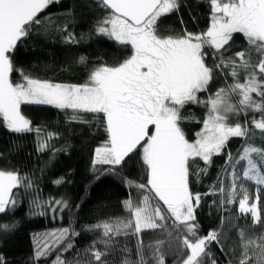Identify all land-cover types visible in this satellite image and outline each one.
<instances>
[{
	"label": "trees",
	"instance_id": "obj_1",
	"mask_svg": "<svg viewBox=\"0 0 264 264\" xmlns=\"http://www.w3.org/2000/svg\"><path fill=\"white\" fill-rule=\"evenodd\" d=\"M177 3L178 10L158 21L160 33L175 38L186 32L194 35L205 32L210 25L209 0H177ZM110 15L111 10L103 6L102 0L54 2L39 14L40 23L33 25L29 35L18 41L11 56L14 65L11 79L19 83L27 75L56 83L82 84L88 82L90 72L97 66H118L133 50L95 31L98 22ZM69 34L77 43L67 41ZM205 51L209 53L208 66L223 62V67L219 69L221 78L216 79L214 74L198 98L208 100L224 89L225 100L236 109L227 114V123L231 126L239 123L247 135L230 138L223 154L213 156L210 166L199 158L190 166V189L201 194L195 212L197 235L203 237L209 230H216L220 237L219 245L213 242L207 247L209 255L203 256V262L239 264L244 259V246L251 239L255 243L249 246V264H258V247L264 237V185H250L249 199L255 198L256 188L260 197L261 222L253 223L249 214L239 212L242 194H236V176L233 188L232 172L237 163H242L240 156L246 147L257 149L256 163L264 158V130L257 129L253 122L262 114L251 106L241 105V95L231 92V86L245 83L252 72L262 79L258 65L264 60V51L251 45L240 33L233 34L219 58L212 55L211 48ZM241 51L245 53L243 59L236 56ZM81 57L85 58L84 63L80 62ZM233 70L236 77L231 75ZM252 98L257 103L262 100L258 93H253ZM22 112L32 121L31 133H13L0 118V170L16 172L23 180L14 189L16 207L0 214V264H56L57 257L64 264H100L94 257L97 251L104 253L102 264H158L160 255L165 264H182L190 254L183 239L192 238L191 233L186 225L171 217L166 206L148 189L142 149L116 167L114 174L104 175L108 166H93L94 149L108 139L101 117L47 105H22ZM73 115L76 121L71 119ZM181 115L184 117L181 128L192 142L202 129L208 107L187 104ZM41 144L46 145L42 152L37 150ZM229 152L232 159L226 163ZM259 170L264 175V161ZM57 180L62 182L54 183ZM140 184L145 185L143 190L138 187ZM221 188L224 190L220 191ZM145 196L160 208L165 219H158L157 229L136 234L134 226L124 227L134 216L123 202L131 200L134 206H145L142 199ZM50 199L62 201L56 213L50 211L47 203ZM105 223L113 228L108 236L104 235ZM64 228L69 229V236L50 254L38 259L37 238ZM68 244L72 245L70 249Z\"/></svg>",
	"mask_w": 264,
	"mask_h": 264
},
{
	"label": "snow or ice",
	"instance_id": "obj_2",
	"mask_svg": "<svg viewBox=\"0 0 264 264\" xmlns=\"http://www.w3.org/2000/svg\"><path fill=\"white\" fill-rule=\"evenodd\" d=\"M54 2L59 0H0V118L4 125L17 134L33 132L32 121L22 112V105L26 104L53 106L101 117L108 139L94 149L93 166H108L103 174H114L116 167L136 154L137 149H142V161L148 171V189L166 206L171 217L186 225L187 232L191 233L192 238L185 236L183 239L190 254L182 264H204L203 256L209 255L207 247L213 242L219 245L220 237L216 230H209L203 237L197 235L199 225L195 212L201 194L190 189V166L197 158L210 166L213 156L223 154L230 138L247 135V130L239 123L234 126L227 123V114L236 109L226 103L224 89L209 96L208 100L198 98V93L206 91L213 79L214 69L223 67V62L208 66L206 58L209 53L205 49L211 48L212 55L219 58L232 41L233 34L240 33L251 45L264 51V0H209L210 25L206 31L197 35L186 32L175 38L162 35L158 21L178 10L177 0H102L103 6L111 9V15L99 21L95 31L120 45L130 46L133 51L129 58L118 66H97L90 72L88 82L82 84L56 83L27 75L23 76V82L14 83L11 79L14 71L12 53L18 41L29 35L33 25L40 23L39 14ZM66 39L77 43L71 34ZM236 56L243 59L245 53L241 51ZM84 61L85 58L81 57L80 62ZM258 70L262 79L252 72L245 83L233 84L231 91L239 92L241 105L251 106L262 114L253 122L257 129L264 130V60L259 63ZM231 75L236 77L237 72L233 70ZM253 93L262 98L260 103L253 100ZM187 104L208 107L202 129L192 142L181 128L184 119L181 109ZM71 119L76 121L77 117L73 115ZM45 148L46 145L41 144L37 150L42 152ZM256 151L254 147L243 149L240 160L247 158L249 169L243 172V176L264 185V175L249 176V172L257 167L249 153ZM231 159L229 152L226 163ZM232 175L235 188L234 167ZM22 183L18 173L0 170V214L16 207L14 189ZM138 187L143 190L145 185ZM259 199L257 195L256 200ZM144 200L147 201L148 197L145 196ZM47 203L51 206L50 211L56 213L62 201L50 199ZM123 203L134 216L124 227L134 226L136 234L157 229L156 217L165 219L158 206L150 209L134 206L131 200ZM238 204L241 214L250 213L253 223L261 222V211L257 203H249L247 193ZM103 230L105 236L113 232L108 223L103 224ZM68 236L69 229L64 228L37 238L36 257L47 256ZM260 239L257 261L264 264V237ZM254 243L251 239L247 241L244 259L239 264H249L247 253ZM71 247V244L67 245V248ZM103 255L99 251L94 253L100 264ZM56 264L64 262L57 257ZM158 264H165L163 255L158 257ZM212 264H215L214 260Z\"/></svg>",
	"mask_w": 264,
	"mask_h": 264
},
{
	"label": "rangeland",
	"instance_id": "obj_3",
	"mask_svg": "<svg viewBox=\"0 0 264 264\" xmlns=\"http://www.w3.org/2000/svg\"><path fill=\"white\" fill-rule=\"evenodd\" d=\"M214 74L216 76L215 77L216 79L221 78V74H220V71L219 70H214L213 77H214ZM13 82L14 83H17L15 81H13ZM226 103L231 104L233 106V104L231 102L226 101ZM256 153H258V151H256V152H250L249 153L250 157L253 159L254 162H255L254 156L257 155ZM258 156L259 155H257V158H258ZM263 161H264V158H261V159L259 158V161L257 160V163L255 162L256 165H257V167L249 172V176L261 175L260 170H259V167L261 165V162L263 163ZM235 168H236V180L238 181L236 194H242V198H243V194L244 193L249 194L251 183H255V184H257V183H256V181L254 179H249V177H244L243 176V172L249 170L248 169V164H247V158H245L242 161V163H240V164L237 163ZM257 185H259V184H257ZM258 194H259V189L256 188L255 189V198L253 200H250L249 199V203L250 204L251 203H257V205H258V201L256 200V196ZM142 199H143V202L146 204L145 206H147L148 208H150V209H155L156 208L154 205H152V203H150L149 200L145 201L144 200V197ZM132 203H133V205H135V202H132ZM145 206L142 205L141 207H145ZM248 214L251 216L250 213H248ZM248 214H246V215H248ZM158 219H159V217H156L157 224H158Z\"/></svg>",
	"mask_w": 264,
	"mask_h": 264
},
{
	"label": "water",
	"instance_id": "obj_4",
	"mask_svg": "<svg viewBox=\"0 0 264 264\" xmlns=\"http://www.w3.org/2000/svg\"><path fill=\"white\" fill-rule=\"evenodd\" d=\"M111 10V9H110Z\"/></svg>",
	"mask_w": 264,
	"mask_h": 264
}]
</instances>
